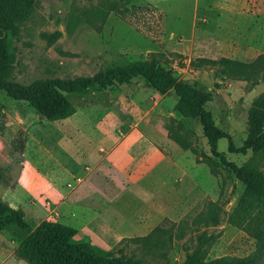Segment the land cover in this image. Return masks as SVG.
Segmentation results:
<instances>
[{
	"label": "rangeland",
	"instance_id": "rangeland-1",
	"mask_svg": "<svg viewBox=\"0 0 264 264\" xmlns=\"http://www.w3.org/2000/svg\"><path fill=\"white\" fill-rule=\"evenodd\" d=\"M58 31L60 37L51 42V35ZM15 46L18 61L10 78L25 84L42 78L92 76L101 69L138 60L171 67L181 77L198 79L215 89L207 108L216 124L241 146L247 136L248 108L264 90V79L255 86L246 80H223L218 68L196 69L191 61L222 56L249 61L264 52V0H36L31 15L19 24ZM177 101L174 90L160 94L136 78L132 84L98 89L89 101L77 98L74 115L50 121L26 101L15 100L0 90L1 181L12 185L20 181L26 157L42 177L54 181L63 165L82 171L85 165L94 167L103 147L110 145L105 134L136 127L155 133L160 141L168 136L172 118L185 123L181 131L192 141L199 157L210 156L200 122L183 117L176 110ZM168 142L162 144L179 164L176 173L182 174L184 169L189 177L194 176L192 184L186 185L182 178L174 193L167 178H145L143 184L118 192L116 196L123 199L109 212L129 216V222L119 227L129 231L124 239L109 247L102 234L80 232L77 237L88 238L105 249L122 250L145 264H182L202 240L207 259L254 254L257 264H264V246L257 247L248 232L227 220L245 185L224 165L220 164L214 174L207 163L197 162L191 150L182 149L170 138ZM17 143L24 144L23 153L16 151ZM228 145L226 138L220 139L219 151L230 160L264 171V156L233 154ZM104 176V169H96L90 176L96 191L103 187ZM0 188L7 190L1 183ZM10 191L5 195L11 198ZM169 205V217L147 219L144 230H151L139 231L141 215L154 219L153 215L166 211ZM36 216L32 211L27 214L31 225H36ZM44 219L58 216L49 211ZM157 226L161 230L150 240L130 239L145 236ZM13 231L5 232L4 238ZM16 262L28 264L23 259Z\"/></svg>",
	"mask_w": 264,
	"mask_h": 264
},
{
	"label": "trees",
	"instance_id": "trees-1",
	"mask_svg": "<svg viewBox=\"0 0 264 264\" xmlns=\"http://www.w3.org/2000/svg\"><path fill=\"white\" fill-rule=\"evenodd\" d=\"M35 3L36 0H0V90L15 100L26 101L50 121L74 115L78 110L77 98L89 101L98 89L132 84L136 78L160 94L174 90L178 98L176 110L183 117L200 122L211 155L199 157L192 141L182 133L186 126L180 120L172 118L167 128L169 138L182 149L195 153L197 162L207 163L212 173L216 174L217 167L224 165L245 185L227 220L231 225L248 232L256 240L257 247H263L264 171L233 162L225 152L219 151V141L226 138L229 142L228 151L233 154L255 155L264 151V90L248 108L247 136L242 145L237 146L233 136L216 124L213 112L207 108V103L215 97V89L198 79L181 77L173 68L154 61L138 60L127 65L107 67L92 76L42 78L28 84L16 82L10 78L12 68L18 61L15 39L19 24L31 15ZM106 13L103 11L104 15ZM60 35L59 31L52 34L50 41H56ZM191 65L196 69L218 68L223 80H246L251 86L258 85L264 79V52L249 61L228 56L199 57L192 60ZM23 146L17 143L16 151L23 153ZM3 178L4 174L0 172V179ZM11 229H14L12 235L19 242L16 254L28 264H145L122 250L105 249L93 244L88 238H78L76 227L59 220L45 219L33 227L23 207H13L0 196V232H9ZM159 230L161 228L157 226L145 236L130 239L150 240ZM203 244L205 241L202 240L199 248L189 252L182 264H257L254 254L207 259Z\"/></svg>",
	"mask_w": 264,
	"mask_h": 264
},
{
	"label": "crops",
	"instance_id": "crops-1",
	"mask_svg": "<svg viewBox=\"0 0 264 264\" xmlns=\"http://www.w3.org/2000/svg\"><path fill=\"white\" fill-rule=\"evenodd\" d=\"M146 132L148 133L132 127L120 133L113 131L111 134H105L110 145L103 147L104 152L96 158L94 167L85 165L86 169L82 171L76 166L65 168L63 165L55 181L42 177L33 162L26 157L24 177L20 181L12 185L0 179L3 187L11 190L12 197H7L5 195L7 190L1 188L0 196L13 207H23L26 215L30 211L33 215L36 213L37 221L36 225L32 224L33 227L43 221L42 217L49 211H55L58 216L55 220L76 226L78 233L102 234L106 238L105 242H109V247H112L123 238L124 234L129 232L119 229L120 225L129 222L128 215H123L118 211L114 215L109 214L112 212V205L123 199L116 196L118 192L121 194L130 186L140 185L145 178L153 179V181L167 178V182L173 183L169 188L175 193L177 183L182 178L186 185L192 184V179H194V176L189 177L184 169L182 174L176 173L179 164L175 156H171L162 144V141L169 143L168 136L165 135L159 141L155 133ZM263 155L264 151L256 154L260 157ZM192 163L195 167L198 165L194 159ZM96 169H104L105 172L104 185L98 191L93 188L95 186L90 180V176ZM34 176H39V179L34 181ZM188 178L190 183L186 182ZM166 208V211L153 215L156 216L154 219L147 214L141 215L139 231L151 230H144L147 219L160 221L162 218L169 217V212H172L170 211L171 206H166ZM5 232L8 231L0 232V264H18L20 261L16 262V260L20 258L16 254V249L19 242L17 239L14 240L12 234L4 238Z\"/></svg>",
	"mask_w": 264,
	"mask_h": 264
}]
</instances>
